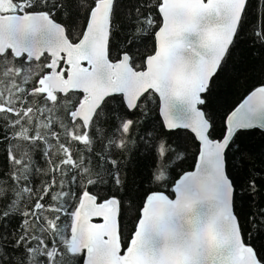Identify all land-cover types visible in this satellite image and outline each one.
Returning <instances> with one entry per match:
<instances>
[{
  "label": "snow or ice",
  "instance_id": "snow-or-ice-1",
  "mask_svg": "<svg viewBox=\"0 0 264 264\" xmlns=\"http://www.w3.org/2000/svg\"><path fill=\"white\" fill-rule=\"evenodd\" d=\"M246 55L264 0H0V264H264Z\"/></svg>",
  "mask_w": 264,
  "mask_h": 264
},
{
  "label": "trees",
  "instance_id": "trees-1",
  "mask_svg": "<svg viewBox=\"0 0 264 264\" xmlns=\"http://www.w3.org/2000/svg\"><path fill=\"white\" fill-rule=\"evenodd\" d=\"M253 66L255 70H253ZM258 61L253 60L250 55H246L245 63L241 65L235 72L230 73L229 77L218 82V88L215 93L214 109L217 117L221 116L227 109L238 104L245 96L249 87L256 83L259 79L264 78L260 72ZM247 139V138H246ZM257 150L261 147V136L257 133L249 140ZM194 164V159L189 156L182 164V170H190ZM129 216L132 214L129 213ZM126 223L131 227V220ZM256 243H264L262 240H256Z\"/></svg>",
  "mask_w": 264,
  "mask_h": 264
}]
</instances>
